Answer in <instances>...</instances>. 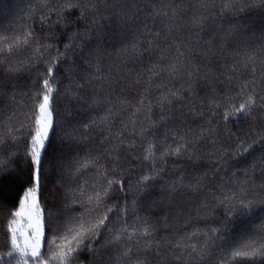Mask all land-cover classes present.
I'll return each mask as SVG.
<instances>
[{
	"label": "snow or ice",
	"instance_id": "snow-or-ice-1",
	"mask_svg": "<svg viewBox=\"0 0 264 264\" xmlns=\"http://www.w3.org/2000/svg\"><path fill=\"white\" fill-rule=\"evenodd\" d=\"M73 10L78 11L74 14ZM36 12L29 6L22 19L34 20ZM185 13H189L187 20ZM147 15L153 20L161 18L162 32L156 31L155 39L146 41L149 49L159 51V62L149 69L147 86L135 102L121 96L113 100L117 88L123 92L125 84L139 85L141 81L105 76L101 61L106 47L139 31L141 17ZM255 15L261 21L258 34L249 31ZM242 16H248L249 23L239 19ZM217 18L222 23L218 30L212 29ZM39 21L42 27H60L55 42H41L31 25L0 24V100L8 102L3 107L12 108L0 122V179L14 175L26 185L6 220L0 264H264V181L258 184L254 178L256 145L264 166V0H196L190 6L181 2L160 7L150 0H63L55 6L45 3ZM188 27L196 30L194 40L191 32L187 40L181 38L182 29ZM147 34L152 35L150 31ZM236 35L243 39L230 42L229 37ZM257 35L258 40L250 43L248 38ZM63 36L67 41L61 50L56 44ZM160 39L166 42L163 47L157 43ZM140 44V39L133 37L130 44L116 51L139 56ZM77 56L94 72L84 71L73 58ZM41 64L43 71L38 67ZM33 68L42 79L30 95L25 93L31 106L18 114V77ZM78 68L83 72L80 78ZM162 73L168 81L160 79L154 84ZM63 79L68 80L64 94L69 100L87 103L89 110L107 105L104 114L85 123L71 105L63 114L58 112L56 98ZM172 80H179V86L170 87ZM225 81L227 87L218 92L216 85ZM85 85L96 89L90 102L82 95ZM152 87L161 90L158 120L150 115L152 101L146 103ZM202 87L208 88L204 96ZM205 96L207 126L185 130L181 127L187 123L185 112L194 120L205 118ZM129 109V117L121 119L114 130L117 117ZM141 113L147 123L138 125ZM258 119L261 125L255 134L237 135L229 127L233 122ZM77 124L85 133L92 126L102 127L107 134L101 144L106 142V146L81 155L80 144L86 135L78 131ZM160 127L164 128L163 139L157 136ZM202 141L213 146L206 155L214 161V172L235 169L230 186L218 184L197 205V219H211L210 224L157 238L161 227H169V212L158 206L165 201L172 205L177 196L185 194L199 197L210 182L207 172L194 174L187 181L183 174L171 180L165 177L169 157L197 169L205 156L199 147ZM129 157L140 164H131ZM249 157L253 158V175L246 169L240 179L237 166ZM89 171L93 178L65 187V202L53 205L46 215L41 204L44 188L51 184L55 193L65 176L77 178ZM145 204L152 213L141 216L138 213ZM157 210L161 222L153 219ZM130 214L133 224L128 222Z\"/></svg>",
	"mask_w": 264,
	"mask_h": 264
},
{
	"label": "trees",
	"instance_id": "trees-1",
	"mask_svg": "<svg viewBox=\"0 0 264 264\" xmlns=\"http://www.w3.org/2000/svg\"><path fill=\"white\" fill-rule=\"evenodd\" d=\"M63 0H0V24L7 25L9 21H11L13 24L15 23H22L31 25L34 27L35 32L39 35L41 42H44L47 40L48 42H55L56 35L61 31L60 27L57 25L55 27H48L47 25L41 26L39 21V14L41 10L43 9V5L45 3H48L50 5L55 6L58 3H62ZM148 2V0H146ZM187 3L189 6L196 2V0H150L151 4L156 5L157 7H160L162 4L166 3ZM29 6L35 7L37 12L35 15L34 20H24L22 17H24L27 13V10ZM78 10H73L74 14ZM219 10L217 9V12ZM189 13H185V19L187 20ZM251 15V14H249ZM52 18H55V14H52ZM239 19L243 20L245 23H249L248 16H242ZM141 20L143 21L140 25L139 31H132L128 34H126L124 37L117 39L113 42H111L106 47L105 57L101 61V72L107 76L111 74L112 76H120L125 77L128 81H134L137 78L140 79L141 83L139 85L135 84H125V81H121L122 84H125L124 91L121 92L119 88L116 89V92L113 93L112 99L115 100L117 96L121 97H127L129 100H132L135 102L136 99H138L141 92H143L144 88L147 86L146 81L147 77L150 75L149 69L154 63L159 62V51L155 48L149 49L147 46L146 41L149 39H155V32L161 31L163 29V26L160 22L161 18L157 17L155 20L152 19L151 15L142 16ZM251 20L254 21L252 23L251 30H255L257 34L259 33L261 29V21L258 15L251 16ZM182 23H184L182 21ZM222 23V21L217 18L215 23L211 24L210 27L212 29H217L218 26ZM225 26H226V22ZM146 26V27H145ZM83 28V24L80 26ZM151 32L152 35H148L147 32ZM195 29H192L190 27L183 28L180 35L182 39L187 40L189 38V33H193V40L195 39L194 33ZM46 33H51V35H45ZM163 34V33H162ZM133 37H138L141 41L140 48L141 52L140 55L137 56L136 54H130V55H120L116 51L117 49L122 48L125 44H130ZM207 35L204 36V39H207ZM216 42H219V36L216 38ZM238 39H243L240 35H236L233 37H229V41H235ZM249 42H256L258 40L257 37H250L248 38ZM67 41V36H63L59 43L56 44L57 47H59L61 50H63V43ZM157 43H160L161 47L165 45V41L162 39L157 40ZM232 49H229L231 51ZM55 54V51L53 50V55ZM76 59L77 64L80 65L84 71L86 72H94V68H88L86 66L82 65V62L79 60L78 56L73 57ZM197 61H199V56L197 54L196 57ZM166 62V61H165ZM221 63L224 61L221 60ZM68 61H65L64 64L61 65V73L60 77L63 78V68L67 65ZM227 63L231 64V59L229 58L227 60ZM41 71L44 70V65L41 64L38 66ZM221 71H226V69H220ZM83 76V72L80 71V68L77 69V77L80 78ZM42 79V77H37L36 69L33 68V70L28 73H22L18 77L17 82V92H16V98H17V105L16 110L19 114L21 111H25L27 107L31 106V100L29 99L28 95H25V93H31V90L35 87L36 84L39 83V80ZM160 79L168 81V77L166 74L162 73L160 77H157L154 79L153 83L155 84ZM221 79H224L221 77ZM35 82V83H34ZM68 84L67 79H63V84L60 89V95L56 98V109L58 112L63 114V110L66 106L71 105L73 111H79L80 112V119L82 122H87L89 119L98 118L100 115L104 114V111L107 107L105 105L102 108L98 109H91L89 110L87 103H84L83 105L77 103L75 100H69L68 97L64 94V86ZM180 84L179 80H172L170 83V87H178ZM203 84V82H201ZM107 86L105 85V88ZM227 87V82L225 81L224 84L216 85L217 91L222 92L224 88ZM94 91L96 89H93L91 86L85 85V88L82 90V95L85 97L86 102H90ZM160 89H157L155 87H152L150 91L146 94V103L148 100L152 101V112H151V118L153 120H158L160 116V110L159 105L157 104V100L160 94ZM208 91L207 87L201 88V95L204 96V93ZM205 108H206V114L205 118H196L195 120L188 115L185 112V115L187 116V123L185 125H181L185 130L187 128H192L194 130H198L199 126L206 125V118H207V97L205 96ZM5 103H8L6 101L0 100V122L4 120V118L8 115V113L12 110L11 107L5 108L3 105ZM115 107H119V105H114ZM199 107V105H197ZM131 109H129L126 112H123L120 117H117L115 124L113 126L114 130L118 129L120 127V120L121 119H127L129 117ZM223 109H221V112ZM137 122L138 125L140 122L147 123V120L145 118V114L141 113L137 116ZM221 121V125H222ZM261 125V121L258 119L257 121H250L248 123H230L229 127L232 129L233 132H235L237 135L243 136L244 133H250L255 134L256 131L259 130ZM169 127H172V122H169ZM3 128V123H0V129ZM77 129L81 134L86 135V139L82 140L80 144V151L81 155L86 151H92L93 153L101 151L105 145L101 144V140L103 139V136L107 133L103 131L102 127H95L92 126L90 130L85 133V130L77 124ZM221 132H223V127L221 126L220 129ZM57 133H59V129H57ZM157 136L160 139H163L164 136V128L160 127L157 130ZM169 142H171V137L169 136ZM200 151L205 154L204 159H202L199 162V167L195 169L194 171L191 169V166L186 161H177L174 157H169L167 166L165 169V177L166 179H176L179 175L183 174L185 177V180H189L192 178V175H202L205 172H207V178L210 181L207 185V188L204 193L201 194L199 197H193L190 194H185L181 196L176 197V202L172 205H169L166 201L162 204H160L158 207L163 208L166 212H169V227L167 229H164L161 227L160 231L157 232L155 235L157 238L163 237L166 233L171 235L173 233H184L185 231H192L195 227H204L206 223H211V219H209L207 222L205 221H199L196 217V210L197 205L201 203L202 197L207 193L208 190H216V187L220 183H225L226 186H230V182L232 179V171L235 169H232L231 167L227 171V173L221 171V172H214V161L210 160L207 153L212 151V145L208 143L207 141H202L200 144ZM257 148L256 152V170L254 172V178L256 182L259 184L261 181H264V171H262V166L259 161V145L255 146ZM121 155H125V153H121ZM129 161L131 164H140V161L132 160L131 157H129ZM234 163L230 161V164ZM253 163V158L249 157L247 161H245L243 164H240L237 166L239 169L237 171V177L240 179L244 178V171L247 169L250 172V175H253L251 173L250 166ZM174 164L177 165L174 167ZM182 165V167L180 166ZM159 166V163H158ZM138 170V169H137ZM221 177L224 179L222 180ZM93 178V171H89L84 173L83 175L72 178L70 176H65L63 178V184L62 186H58L56 192L54 193L52 191V185L48 184L41 194V204L42 207L45 209V214L47 215V212L49 209L53 207V205H56L57 207L61 206L65 202V187L72 186L75 187L76 185L82 183L84 180H91ZM54 182V181H53ZM26 186L23 184L22 181L16 180L14 178V175H5L3 179H0V249L3 248L4 245V231H5V225L6 220L9 217L10 211L16 207L18 198L22 194L23 187ZM159 191V189H157ZM130 198V197H129ZM222 212V209L218 210V213ZM152 210L147 207V204L143 208L139 210V215L144 216L151 214ZM153 219L157 222H161V213L157 210L155 214L153 215ZM129 224L135 223L134 218L129 215L128 219ZM171 264H176L175 261H172Z\"/></svg>",
	"mask_w": 264,
	"mask_h": 264
}]
</instances>
